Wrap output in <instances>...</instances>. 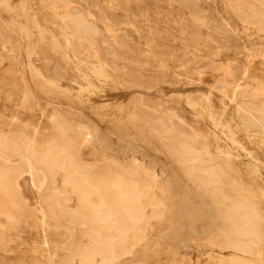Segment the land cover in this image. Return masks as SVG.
Instances as JSON below:
<instances>
[{
    "label": "rangeland",
    "instance_id": "1",
    "mask_svg": "<svg viewBox=\"0 0 264 264\" xmlns=\"http://www.w3.org/2000/svg\"><path fill=\"white\" fill-rule=\"evenodd\" d=\"M76 13L97 35L65 27ZM0 136L69 156L52 170L0 148L15 177L12 196L0 182V264H264V0H0ZM71 165L133 180L142 219L103 222ZM213 190L252 217L247 252L206 226L172 229L188 208L215 219L199 202Z\"/></svg>",
    "mask_w": 264,
    "mask_h": 264
},
{
    "label": "bare ground",
    "instance_id": "2",
    "mask_svg": "<svg viewBox=\"0 0 264 264\" xmlns=\"http://www.w3.org/2000/svg\"><path fill=\"white\" fill-rule=\"evenodd\" d=\"M78 14L76 13L71 17H65L63 21L65 27H68L72 30H79V28H82V30L85 29L97 35L95 28L83 16L84 14ZM56 72H59L58 69L56 70ZM85 130L87 138L90 139L92 137L91 133L88 129ZM12 138L13 137L11 136V139L8 140L6 137L0 136V148L6 150L18 149L20 151L27 152L30 157L36 159V161L46 169H52L60 158H63V160H65V158L69 157L65 148L60 145L58 140L56 139L47 140L44 143L38 146L34 145L36 147L33 146L31 149H29L27 143H25L23 140H21L19 143L17 139L14 140ZM167 149L168 151H170V153H172V156L175 157V159L184 163H191L198 160L199 158V155L194 148L185 147L183 145H167ZM139 150L143 151L142 149ZM130 151L134 153L137 152L136 149L133 148H131ZM143 155H145V153ZM208 157H210V155ZM131 164L133 170H136L140 166L135 158L131 160ZM72 170L74 174L78 173L81 175V183H79V185H75L81 192V200L86 202V200L92 195L101 198L102 209L98 213L100 218H103V222L110 217H114V221L119 224L121 223V214L125 215L130 221L135 223L139 222L142 219V213L139 208L142 191L140 193L136 189V185L133 180L132 182H125L120 175L116 174L108 179L97 180L93 182L88 179L89 176L87 177V174L81 171L82 169L72 166ZM88 171L90 170L88 169ZM205 173L212 179L220 178L222 176L221 172L215 167L209 168L205 171ZM14 178V172L12 170L6 168V166L0 168V182L2 184L1 189L8 195H11L13 183L15 180ZM158 178L159 177L153 172L152 183L154 185L158 184L159 188H162V185L158 183ZM213 194H216L218 196L216 197ZM227 200L228 198L226 196L217 193V190H213L211 194H209V196L200 197L199 202L204 206V208L208 209V211L211 210L212 212H214L215 219L206 218L203 215L202 211H198L196 215H193L192 211L188 208L186 211V215L188 216L189 223H186L179 218H175L172 223V229L176 230L188 226L190 230L196 232L199 230H203V227L206 226V228H209V230H213L215 234L224 235L225 239L222 242L224 248L247 252L243 239L246 237L256 236V231L251 219L252 217L243 209L242 204L237 202H232L230 208L221 210V207L225 206ZM119 230V233L122 235L124 233V229L120 228ZM113 245L114 242L109 239L107 242H103V259H110L112 255L111 248L113 247ZM96 253L100 254L99 252ZM93 254L97 255L95 254V251ZM87 262V264H89V261Z\"/></svg>",
    "mask_w": 264,
    "mask_h": 264
}]
</instances>
